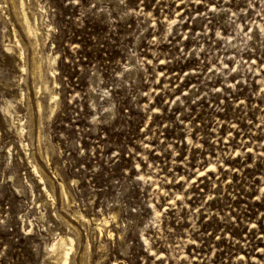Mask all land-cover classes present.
Here are the masks:
<instances>
[{
  "label": "rangeland",
  "instance_id": "374dc122",
  "mask_svg": "<svg viewBox=\"0 0 264 264\" xmlns=\"http://www.w3.org/2000/svg\"><path fill=\"white\" fill-rule=\"evenodd\" d=\"M12 2L0 264H264V0Z\"/></svg>",
  "mask_w": 264,
  "mask_h": 264
},
{
  "label": "bare ground",
  "instance_id": "6f19581e",
  "mask_svg": "<svg viewBox=\"0 0 264 264\" xmlns=\"http://www.w3.org/2000/svg\"><path fill=\"white\" fill-rule=\"evenodd\" d=\"M14 3L16 2V0H12ZM12 2V3H13ZM21 2V8L23 9V22L25 25L24 28H26L28 32V34L30 36H32L35 39V43H38L39 41V29L36 25H34L31 21L30 16L28 15V12L25 10V5H26V0H20ZM28 35V36H29ZM39 63V61H38ZM35 70L37 72H41V64H37ZM42 73V72H41ZM40 73V75H41ZM40 78V76H39ZM52 100H53V105L51 106L52 111H54V109L56 108V105L58 103V94L57 93H53L52 94ZM105 222L106 219H104ZM73 239L72 238H67L65 236L62 235H58L56 237H54V240L52 241V243L49 245L50 250L53 252V254L55 255L56 258V263L58 264H69V255H70V251L73 249Z\"/></svg>",
  "mask_w": 264,
  "mask_h": 264
}]
</instances>
